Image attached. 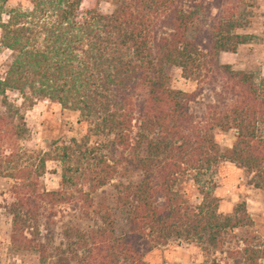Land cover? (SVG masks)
<instances>
[{
	"label": "trees",
	"instance_id": "16d2710c",
	"mask_svg": "<svg viewBox=\"0 0 264 264\" xmlns=\"http://www.w3.org/2000/svg\"><path fill=\"white\" fill-rule=\"evenodd\" d=\"M26 1H0L1 43L11 51L0 78V178L15 180L7 206L14 249L34 250L41 264H149V254L173 243L195 244L206 257L224 252L228 234L254 221L245 202L219 211L210 172L231 162L264 189V75L221 59L256 38L239 30L251 24L257 0ZM102 2L111 13L99 10ZM173 66L196 90L169 86ZM38 100L78 112L89 134L28 155L23 107ZM215 129L234 130V144L222 147ZM49 160L62 164L61 190H40ZM188 181L198 205L182 187ZM108 185L111 196L97 200ZM76 193L95 224L65 226L66 243L51 255L39 238L41 209ZM260 258V249H244L238 264Z\"/></svg>",
	"mask_w": 264,
	"mask_h": 264
},
{
	"label": "rangeland",
	"instance_id": "374dc122",
	"mask_svg": "<svg viewBox=\"0 0 264 264\" xmlns=\"http://www.w3.org/2000/svg\"><path fill=\"white\" fill-rule=\"evenodd\" d=\"M1 1V0H0ZM26 0H7V6H28ZM114 6L109 2H102L99 10L103 13H111ZM251 24L239 32H247L256 35L251 46L238 49V54H229L222 57V61L230 63L235 69L251 70L259 75L264 73V0H257L250 18ZM11 60V51L1 43L0 29V78L7 70ZM170 76L169 86L175 90L192 92L197 88V82L185 78L178 67L168 69ZM11 102L22 105L23 99L18 92L8 91ZM206 100V99H205ZM194 110H200L201 104L192 103ZM4 110L0 97V112ZM23 113L29 132L20 142L28 155L42 156L43 151L54 152L60 147L69 144L73 138L81 139L89 134L88 127L79 123V113L65 110L59 103L50 100H38L33 106L23 107ZM216 141L222 147H231L235 142V131L214 130ZM94 140V139H93ZM53 143H57L53 146ZM216 187L214 195L218 197L219 211L231 214L234 207L242 202L247 205L254 224L251 227H240L227 236V244L224 252L213 253L206 257L202 250L195 244L173 243L161 246L149 254V264H238L241 262V253L244 249H260L264 253V189L250 184V175L243 168L231 162H222L216 166L210 174ZM62 164L59 160H49L46 163V172L40 179L41 191L61 190ZM117 181V179H116ZM15 180L12 178H0V264H41L39 255L34 250H16L11 242L12 215L7 206L14 200L12 186ZM187 192V198L193 205L201 202V195L193 181L183 184ZM113 188L111 185L98 190V198L110 197ZM75 201L68 200L51 208L43 205L39 215V238L49 246L50 254L54 247L62 242L66 243L63 229L66 226L89 229L95 224L94 213L82 210L84 205L77 200L79 194H75ZM50 213H56L47 224ZM31 237V236H29ZM52 255V254H51ZM258 264H264V258L257 260ZM51 264V263H46Z\"/></svg>",
	"mask_w": 264,
	"mask_h": 264
},
{
	"label": "crops",
	"instance_id": "0c3cea01",
	"mask_svg": "<svg viewBox=\"0 0 264 264\" xmlns=\"http://www.w3.org/2000/svg\"><path fill=\"white\" fill-rule=\"evenodd\" d=\"M252 44H253V42H252V43H249V44H243V45H240L238 49L246 48V47H248V46H251ZM237 51H238V50H237ZM226 54L229 55V54H238V53H237V52H236V53H233V52H223V53L221 54V58L224 57ZM231 65H232V64H231ZM242 70H245V69H242ZM263 75H264V73H263Z\"/></svg>",
	"mask_w": 264,
	"mask_h": 264
}]
</instances>
